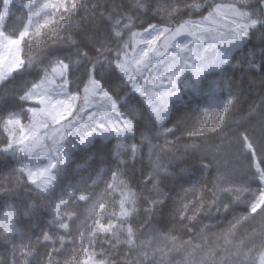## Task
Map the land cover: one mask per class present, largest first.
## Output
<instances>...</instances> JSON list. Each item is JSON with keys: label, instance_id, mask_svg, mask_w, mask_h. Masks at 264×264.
I'll return each instance as SVG.
<instances>
[{"label": "snow or ice", "instance_id": "1", "mask_svg": "<svg viewBox=\"0 0 264 264\" xmlns=\"http://www.w3.org/2000/svg\"><path fill=\"white\" fill-rule=\"evenodd\" d=\"M236 72L264 85V0H0V264H264V224L237 235L264 218V94L229 120Z\"/></svg>", "mask_w": 264, "mask_h": 264}, {"label": "trees", "instance_id": "2", "mask_svg": "<svg viewBox=\"0 0 264 264\" xmlns=\"http://www.w3.org/2000/svg\"><path fill=\"white\" fill-rule=\"evenodd\" d=\"M21 3H25V0H23L22 2H17L16 4L17 6H19ZM19 15V13H17ZM235 78H236V83L239 87V89L242 91L243 95H242V106L245 109L244 112H237L234 115L230 116L228 119L231 121H235V122H240L241 121V117L246 115V111L248 109L249 104H251L253 101H257L259 99V96L261 94H264V85H261V76L259 73L256 74H252V73H246V72H236L235 73ZM193 108H195V104L192 105ZM185 115V113L182 111L180 113L175 114L174 116V120L175 119H180L181 117H183ZM191 126V121L189 122V127ZM237 127V123H229L227 127H225L224 129V133L229 135V138L232 139L231 133L232 130L234 128ZM245 127H247L250 131V134L254 136V138L256 139L257 143L259 144V140H260V128L259 125L257 124V122L255 120L248 122L245 124ZM177 137H180L179 140V144L182 146L185 143H191L193 141H189L186 137H187V132L184 131L182 132H177L176 133ZM0 139H3L2 136H0ZM169 139H172L171 137H169ZM212 139L215 140V137H212ZM216 143H219V140H215ZM160 143H163V140L160 141ZM146 151V150H145ZM6 158L5 157H0V184H4L7 186L8 184V180L10 178V170L11 167H13L14 165H6L4 163V160ZM223 159L225 161V163H229V160H231V163L229 164L228 167V171H232L233 166L236 169V176L239 177L241 176L248 167V161L246 159H244L243 157H239V163H236L237 157H236V145L235 143H233L228 149H226L225 154L223 156ZM147 163L146 159H145V164ZM73 168L75 167V165L72 166ZM140 166L137 165V168H139ZM69 174L72 175L71 169L69 170ZM78 178V177H75ZM200 177L199 175H197L196 177H194V180H199ZM212 177L208 176L207 180H211ZM168 184V187L172 186V181H168L166 182ZM210 186V185H209ZM162 187H164L162 185ZM185 188L190 187V184H185L184 185ZM257 186L255 184L251 185V188L253 190H255ZM167 190V189H165ZM176 192H179V188L176 189ZM181 195H183V193H180ZM173 195L175 196L176 193L174 192ZM188 199L191 200L193 199L192 195L189 194L188 195ZM244 204H240L238 205L235 210H230L228 213H224L223 210H221V215L219 217L215 216V209L212 210L213 213V217L212 218H208V219H204L203 222L205 224H213V225H219L218 227H215L212 229L213 232L215 233H219L223 228H226L228 226V221L232 219L233 215H239L242 214L244 211ZM111 210V209H109ZM262 224H264V218H261L259 216H257L255 219H249V221L247 223H245L243 226H241L239 228V231L237 233V235H243L245 233H249L251 232V230L253 228L258 229ZM34 239V238H33ZM185 239H187V237H185ZM85 243H87V241H85ZM39 248V251L41 253H43L45 251L43 246L38 245L37 246ZM51 247V245H49V248ZM56 247H59V245H56ZM67 247H71L70 245ZM68 252L67 250L61 254L60 256H56L54 257L55 259H59V260H63L67 257ZM118 258H122L118 257ZM4 259H10V253L2 246H0V260H4Z\"/></svg>", "mask_w": 264, "mask_h": 264}, {"label": "rangeland", "instance_id": "3", "mask_svg": "<svg viewBox=\"0 0 264 264\" xmlns=\"http://www.w3.org/2000/svg\"><path fill=\"white\" fill-rule=\"evenodd\" d=\"M17 2H22L23 0H16ZM28 0H25V3H27ZM236 160V159H235Z\"/></svg>", "mask_w": 264, "mask_h": 264}]
</instances>
